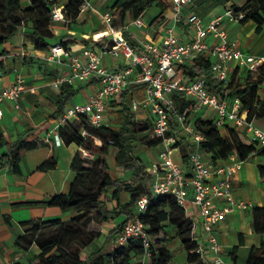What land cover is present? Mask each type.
<instances>
[{"label": "trees", "instance_id": "obj_1", "mask_svg": "<svg viewBox=\"0 0 264 264\" xmlns=\"http://www.w3.org/2000/svg\"><path fill=\"white\" fill-rule=\"evenodd\" d=\"M220 1L228 3L231 0ZM153 5L158 6L163 11L168 9L166 0L115 1L110 9L111 27L116 32L122 30L120 33L125 35L127 19L136 21L142 18ZM55 6L56 2L53 0H33L27 7L22 6L21 0H0V74L7 72V52L3 50V45L13 37L18 36L22 28L27 25L32 27L34 48L38 51L49 50L57 38L52 19ZM80 7V0H71L66 6L65 17L70 22H75L79 17ZM231 8L236 15L244 14V18L240 21L242 25L253 22L256 25L257 34L264 31V0H247L242 7L233 4ZM105 41L106 37H102L83 43L87 48H93L102 47ZM62 44L64 43L62 42ZM211 66V60L200 56L191 66H184L182 69L193 80L205 76L209 81V87L218 91L223 97L232 99L235 96L239 98L244 109L248 111V119L254 121L258 104L262 105L259 91L264 81V63L258 66L256 70H260L258 74L261 75V80L253 84L237 82V77L240 74L239 69L235 71L228 84L218 83L213 79ZM135 88L141 92L144 91L145 86L143 84H130L118 96L122 108L113 113L117 129L106 126L94 129L88 125L84 118L69 122L59 129V136L64 145L76 144L79 148L99 156L87 160L82 157L79 151L71 165L76 177L69 193L57 195L50 201L43 203L63 212L75 213L69 222L52 219L21 223L25 233L22 236L16 235L14 244L24 250L36 245L40 254L34 264H132L133 257L144 255L145 252L138 240H131L126 246L114 244L108 250L104 247H95L90 254L83 255V249L88 245L91 246L95 240L93 235L87 234L89 223H109L120 215H125L126 221L111 231L107 238L108 242L116 239L126 225L139 218L152 239L150 264L172 263L173 255L161 237L164 235L168 239L173 233L188 255V264H206L205 260L195 252L198 242L193 233L194 221L187 217L185 209L171 197L159 198L152 195V176L148 173L143 160L136 155L135 143L139 140V135H143V138L148 140L146 146L150 148L158 147L162 140L151 137L152 125L150 122L136 121L131 112L130 105L133 100L131 91ZM78 92V89L70 85H64L60 88V94L56 101V112L51 121L63 116L65 108L78 95ZM174 100L175 111L172 112L170 124L176 130L178 127L177 116L183 115L187 110L192 113L194 103L187 101L180 94H175ZM193 124L204 137L199 144L201 152L207 160L213 163L227 159L232 153H235L242 162H248L255 156L264 157V148H258L244 133L235 128L227 127V135L223 137L220 129L210 119L196 118ZM83 128L87 129L91 136L102 142L101 148L96 147L94 139H84L81 136ZM36 138V134L32 136L28 134L27 137L9 143L0 135V147L7 149V153L0 156V168L7 165L13 174H21V162L24 153L34 151L42 145ZM110 142L115 149L116 167L132 173L127 181L113 179L109 173L104 157L109 154ZM185 149L184 160L189 163L194 146L189 144ZM57 168L58 158L52 154L37 168V171L48 172ZM258 169L260 175L264 177V165H260ZM122 192L131 195L130 202L121 204L120 194ZM145 195L151 197L147 210L143 214H137L136 202ZM111 200L118 203L112 211L108 208V203ZM7 223L12 228L9 220ZM252 226L255 235L261 238V247L251 248L247 264H264V207H254ZM43 229H58L59 233L50 237L39 236ZM162 243L163 245L159 248L158 245ZM242 245H244V240L240 239L239 246L231 250L235 264H237L236 253Z\"/></svg>", "mask_w": 264, "mask_h": 264}, {"label": "crops", "instance_id": "obj_2", "mask_svg": "<svg viewBox=\"0 0 264 264\" xmlns=\"http://www.w3.org/2000/svg\"><path fill=\"white\" fill-rule=\"evenodd\" d=\"M32 1L21 0L22 6H29ZM53 1L56 2L55 8H61L64 11L71 0ZM90 1L93 10L80 11L79 17L75 22H70L66 17L63 21L54 22L57 38L51 46L62 45L68 51L78 55L87 48L85 43H83L84 41L106 37L102 47H93V49L103 53L102 63L105 67L110 70L123 69L125 62L122 59H113L105 51V47L111 44L112 36L103 20V16L105 13L110 12L111 6L115 1L111 0L109 2V10L106 9L107 6H103L108 0ZM98 1L102 2L98 3ZM166 3L168 9L164 11L156 5L149 8L142 17L144 22L142 27L136 26L134 21L127 19L125 35L134 47L141 49L148 43L159 45L168 30L174 27L176 36L182 41H189L191 35L186 21L189 14L196 13L205 22H208L214 17L223 15L225 10L233 4L240 6V3H236L234 0L228 3H222L220 0H193L191 7L186 8L183 12L185 21L175 25L171 10V0H166ZM223 29L227 32L230 42L237 43L243 51L252 55L249 53V49L258 35L256 33V25L253 22L242 25L241 23H230L227 21L224 23ZM32 33L31 25H27L22 28L18 36L13 37L3 45V50L7 52V72L3 74L1 84L3 87H9L17 81L19 75L25 84V90L17 103L7 102L2 105L3 118L0 119V135L6 142L13 143L20 138L27 137L28 134L31 136L36 134V140L42 145L34 151L24 153L21 162V174H13L9 171L7 165L0 168V264H34L37 262L36 258L40 254V250L36 245L24 250L14 244L15 236H22L25 233L21 223L32 220L46 221L52 219H61L67 223L75 216L73 212H63L58 208L43 204L57 195L69 193L76 177L71 165L76 154L79 151L81 152V148L76 144L77 149L72 150L71 147L74 144L57 146L53 143L45 142L49 135L51 138L54 137L52 130L60 120L59 118L51 121L52 116L56 112V101L60 94V89L54 88L52 82L55 78L67 76L70 68L66 60H63L62 63L50 62L48 60L49 50H36ZM216 42L218 43L219 40L214 38L209 40L211 46ZM261 56H264V54H261ZM202 57L209 59L208 55H202ZM196 59L185 61L178 67L180 78L189 77L184 73L182 67L191 66ZM136 75L137 73L135 72L129 77L132 85H136L134 83ZM99 88L100 85L95 81L82 85L78 84L75 86V89L79 90L78 95L67 106L73 103L88 102L98 92ZM136 88L131 91L132 99L143 100L144 91L139 92ZM32 90H35V92H32ZM79 97L81 102L78 100ZM17 105H19V109H17ZM121 108L119 98L109 103V110L105 119L107 127L118 128L114 123L115 116L110 114ZM133 114L136 121L150 122L153 125L154 115L150 109H140ZM196 118L209 120L210 114L206 110L192 111L190 120L193 122ZM177 125V129L173 131L179 139L174 145L177 149L175 160L178 163L188 165L189 163L184 160L186 156L185 148L191 143L185 132L180 128L178 120ZM220 132L223 137H226L227 129H221ZM135 145L136 155L143 160L148 173L151 174L150 169L158 161L159 148L157 151L152 152V148L146 145L140 146L139 140ZM96 147H102L100 140H98ZM6 153L7 149L0 147V156ZM52 154L58 158V168L48 172L37 171V168ZM93 156L96 158L97 154L93 153ZM110 156L113 157L114 164L111 163ZM104 159L113 179L124 181L130 179L131 172H125L116 167L115 149L112 146H110L109 154ZM260 165H264V157L255 156L250 161L244 162L233 182L236 199L251 203L255 207H264V177L259 173L258 167ZM151 176L152 186L155 177L152 174ZM130 201L131 195L129 193L122 192L120 194L121 204ZM117 205V201L111 200L108 203V208L112 211ZM186 215L193 219L195 223L194 236L199 242H202L203 234L200 217L190 202ZM7 220L10 221L12 228L8 225ZM125 221L126 216L120 215L113 221L105 223L103 228L105 232L104 245L98 247L93 244L92 250L95 247H104L108 250L112 245L116 244L117 238L111 242H108L107 238L112 230L124 224ZM216 232L220 242L225 247L222 255L224 264H235V258L231 255V250L239 246L240 239L244 240V245L240 246L236 253L237 264H240L242 256L246 258L249 256L252 247H261V238L255 235L253 231L252 212L235 211L229 214L225 221L217 227ZM177 241L174 245H167V249L172 255L176 250L183 248L181 242ZM204 260L206 264H214L211 256H206ZM150 262L151 257L147 255L135 256L132 259V264H150ZM174 262L173 257L171 264H174ZM178 264H188L187 253L186 257L182 258Z\"/></svg>", "mask_w": 264, "mask_h": 264}, {"label": "built area", "instance_id": "obj_3", "mask_svg": "<svg viewBox=\"0 0 264 264\" xmlns=\"http://www.w3.org/2000/svg\"><path fill=\"white\" fill-rule=\"evenodd\" d=\"M80 1L81 12L93 10L90 0ZM192 4L193 0H171L175 25L185 21L183 12ZM111 17L110 12L103 16L112 36L111 44L105 47V51L115 60L122 59L125 62L123 69L110 70L105 67L102 63L103 53L93 48H85L78 55L62 45L49 48L50 62L62 63L66 60L70 68L67 76L53 80L54 88L60 89L64 85L75 87L90 81L97 82L100 88L88 102L67 106L52 130L54 137L51 138L49 135L45 142L63 145L59 129L69 122L82 118L94 129L107 127L105 119L109 103L127 89L131 84L129 77L136 72L134 83L145 86V95L143 100H133L130 109L133 113L140 109H150L154 115L151 137L162 140L158 146V161L150 169L155 177L152 195L175 199L185 209L186 214L190 202L200 217L203 234L202 242L195 238L198 242L195 252L203 259L211 256L214 264H224L222 255L225 247L218 238L217 227L229 214L235 211L252 212L255 207L251 203L237 200L234 194L233 182L244 162L240 161L235 153L217 163L207 160L199 148L204 137L195 128L190 120L191 113L187 110L183 115L177 116V120L194 149L188 165L178 163L175 160L177 149L174 145L179 139L171 130L170 124L172 112L175 111L174 95L180 94L187 101L193 102V111L209 112L210 120L218 129L232 127L241 130L258 148H264V126H258L255 121L248 119V111L244 109L239 98L232 100L212 90L205 76L195 80L189 77L180 78L178 67L185 61L208 55L212 62L213 79L226 85L238 69L256 71L257 67L264 63V56L249 55L237 43L228 40V34L223 29L224 23L227 21L240 23L244 18V14L236 15L231 7L227 8L223 15L208 22L196 13L189 14L186 19L191 35L189 41H182L176 36L174 27L168 30L161 44L148 43L141 49L134 47L123 33L116 32L111 27ZM52 19L54 22L65 20V10L54 8ZM134 24L142 27L143 19L134 21ZM211 38L219 42L211 46L209 44ZM2 78L3 74H0V119L3 118L2 105L7 102L17 103L25 90V84L19 75L17 81L9 87L2 86ZM169 134L171 135L168 136ZM81 136L84 139L92 138L95 144L98 143V139L91 136L85 128L81 130ZM110 145L112 146V142ZM81 154L87 160L94 159L93 154L84 149H81ZM150 199L151 197L145 195L137 200V214L145 213ZM131 240L140 241L145 251L144 255L151 257L152 239L139 218L124 227L116 239V244L126 246Z\"/></svg>", "mask_w": 264, "mask_h": 264}, {"label": "rangeland", "instance_id": "obj_4", "mask_svg": "<svg viewBox=\"0 0 264 264\" xmlns=\"http://www.w3.org/2000/svg\"><path fill=\"white\" fill-rule=\"evenodd\" d=\"M111 0H108V2L106 4H104L103 6H107L106 9H110L109 6V2ZM112 1H117V0H112ZM236 3H240V7H242L245 4V0H234ZM102 2V1H101ZM100 1H98V3H101ZM200 13V12H199ZM251 29V27H250ZM256 39L253 40L252 42V46L249 49V53L254 55L255 57H261V54H264V31L261 34H258L256 37ZM3 48V47H2ZM260 71V70H258ZM258 71H248L247 69H240L239 70V76L237 77V82L238 83H245V82H249L251 84L253 83H257L261 80V75L258 74ZM236 97L234 96L232 98V100H234ZM259 98L260 101L262 102L261 104H258V111L255 115L254 121L259 125V126H264V81L261 85V89L259 91ZM78 100L81 102L80 97L78 98ZM261 106V107H260ZM113 113H111L110 115H112ZM171 130L175 131V127L171 126ZM139 140H140V146H144L147 143V139L143 138V135H139ZM148 147V146H147ZM72 150H76L77 146L74 144L71 147ZM158 150V147L156 148H152V152H155ZM154 154V153H153ZM99 155H97L98 157ZM111 160V163L114 164V159L112 156L109 157ZM104 224L105 223H101V222H91L89 223V225L87 226V234H91L95 237V240L93 242L94 245L96 246H103L104 245V240H105V232L103 230L104 228ZM59 233L58 229H43L41 230V233L39 236H44V237H50V236H55ZM161 239L164 241V244L166 245H174L175 243H177L178 239L176 237V235L173 233L172 236H170L168 239L165 238V236L163 235V237H161ZM92 244V245H93ZM92 245H88L85 249H83V255H87L90 254L92 252ZM162 244H159V248H161L160 246H162ZM174 257V264H178L182 258L186 257V252L184 250V248H180L178 250H176L173 254ZM247 260L248 257L246 258L245 256H242L241 260H240V264H247Z\"/></svg>", "mask_w": 264, "mask_h": 264}]
</instances>
